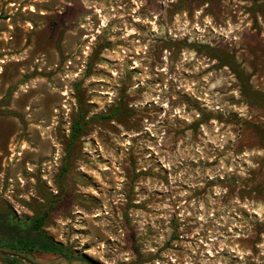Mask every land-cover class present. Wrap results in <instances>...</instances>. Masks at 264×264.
Segmentation results:
<instances>
[{
  "label": "rangeland",
  "instance_id": "rangeland-1",
  "mask_svg": "<svg viewBox=\"0 0 264 264\" xmlns=\"http://www.w3.org/2000/svg\"><path fill=\"white\" fill-rule=\"evenodd\" d=\"M8 207L101 264H264V0H0Z\"/></svg>",
  "mask_w": 264,
  "mask_h": 264
},
{
  "label": "trees",
  "instance_id": "trees-1",
  "mask_svg": "<svg viewBox=\"0 0 264 264\" xmlns=\"http://www.w3.org/2000/svg\"><path fill=\"white\" fill-rule=\"evenodd\" d=\"M245 94L248 100L256 95L247 87H245ZM120 110V107H116L110 112L97 116L96 119L102 121L116 119ZM88 121L85 114L81 113L73 123L69 143L70 150L79 137L84 134ZM50 210L52 207L41 208L32 217L21 219L16 217V212L11 207L0 211V250L26 256L33 253L53 254L64 258H77L86 264H101L85 255L76 256L73 250L56 242L48 235L45 226ZM7 259L14 264H23L22 261L15 258Z\"/></svg>",
  "mask_w": 264,
  "mask_h": 264
}]
</instances>
